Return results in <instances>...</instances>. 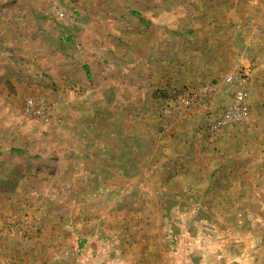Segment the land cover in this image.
I'll list each match as a JSON object with an SVG mask.
<instances>
[{"label":"rangeland","instance_id":"374dc122","mask_svg":"<svg viewBox=\"0 0 264 264\" xmlns=\"http://www.w3.org/2000/svg\"><path fill=\"white\" fill-rule=\"evenodd\" d=\"M27 1L0 0V24L1 6L6 8L8 21L11 4L18 13V24H26ZM54 1L55 10L64 11L67 20L75 16L74 11H65L62 1ZM84 1L94 18L91 6L105 8L120 2L139 11L146 24H241L242 48L251 56H243L248 66L233 74L206 78L194 91L191 86L180 88L176 103L163 106L160 114L168 119L199 102L202 133L214 137L223 130L212 132L211 123L232 100V88L225 84V78L231 76L247 80L249 117L240 124L253 115L264 117V29L255 27L264 24V0ZM102 14L96 17L105 22ZM131 20L137 21L132 16ZM118 22L116 18L113 24ZM218 32L211 25L210 67L215 70L222 63L217 52ZM256 36L261 41L255 43ZM228 43L227 39L225 48ZM17 45L0 40V59L6 58L8 65V58L15 59L12 65L20 70L32 49L34 55V48L25 42ZM113 46L114 79L120 83V38ZM256 48L263 55L255 57ZM225 58L229 67L228 54ZM2 65L0 62V264H264L262 122L240 141L245 166L235 174L217 171L221 166L217 140L193 150L194 171L163 174L160 179L158 173H139L137 165L121 168L119 156L114 157L112 174L79 172L75 171L79 169L74 165L75 151L79 160L80 152L94 149L87 140L82 144L78 140L85 146L74 149V139L87 134L81 133L82 126L74 118L84 115L71 104L61 106L58 89L51 85L41 95L23 87L17 90L8 80L2 83L3 69L8 67L2 69ZM249 89L253 90V103ZM216 94L222 95L223 104L218 111H209ZM114 107L113 144L120 150L125 130L120 101ZM102 114L106 115L105 108ZM105 128L99 126L98 131L105 132ZM129 129L137 133V125ZM185 137L184 133L180 138ZM206 160L210 170L202 166ZM165 175L171 180L163 182Z\"/></svg>","mask_w":264,"mask_h":264},{"label":"crops","instance_id":"0c3cea01","mask_svg":"<svg viewBox=\"0 0 264 264\" xmlns=\"http://www.w3.org/2000/svg\"><path fill=\"white\" fill-rule=\"evenodd\" d=\"M60 1L65 11H74L75 16L68 20L58 19L54 0H28L26 24L19 25L13 4L9 8L8 21L5 20L6 8L1 6L0 40L12 46L25 42L34 48V55L32 49L20 70L12 65L15 59L8 58L9 65L3 57L0 62H3L2 69L8 65L3 69L2 83L8 80L17 90L23 87L29 93L41 92V95L47 94L53 86L52 89H58L61 106L71 104L75 111L84 115L75 116L74 123L81 125V133L88 135L75 138L74 149L84 148L85 144H81L86 140L94 149L87 154L80 152L79 160L75 151L74 165L79 167L75 171L112 174L115 171L114 157L119 156L121 168L137 165L139 173H158L160 179L163 174L194 171L193 150L209 147L213 140L218 141L220 150L221 166L217 171L226 174L241 171L245 165L241 163L240 141L243 136L254 133L252 126L264 124L263 116L252 114L248 122L207 137L209 134L204 136V129L200 126L203 111H200L199 102L192 104L187 112H175L168 119H162L160 114L163 106L176 103L180 88L191 86L194 91L206 78L233 74L248 66L243 56H251L242 48L241 24H146L139 11H132L128 4L120 2L105 8L91 6L94 18L84 0ZM141 7L143 5H140L143 10ZM100 12L105 22L96 17ZM131 16L137 21L131 20ZM116 18L119 22L115 25ZM211 25L221 31L216 37L222 63L216 70L210 67L208 39ZM255 27L264 29V24H255ZM257 37L255 43L261 41ZM119 38L121 81L116 83L113 45ZM227 39L229 48H225ZM227 54L231 61L229 67L224 63ZM260 55L262 52L256 48L255 57ZM252 91L249 89L253 103ZM118 101L125 130L122 131L121 148L115 150L114 123L117 118L113 117L112 110ZM222 104V95L216 94L209 111H218ZM103 108L106 109L105 116ZM102 125L106 126L105 132L98 131ZM130 125H137V133L130 132ZM86 126L90 129L85 130ZM184 133L186 137L180 138ZM177 149L179 152L175 154ZM210 165L208 160L202 161L205 170H210ZM168 175L162 178L163 182L171 180Z\"/></svg>","mask_w":264,"mask_h":264},{"label":"built area","instance_id":"2783aa9c","mask_svg":"<svg viewBox=\"0 0 264 264\" xmlns=\"http://www.w3.org/2000/svg\"><path fill=\"white\" fill-rule=\"evenodd\" d=\"M58 19H66V13L62 10H55ZM246 79H234L231 76L225 78V84L232 88V100L226 106L220 115L211 123L210 130L217 132L244 122L249 117V106L247 102V94L245 91ZM32 106V101L28 102Z\"/></svg>","mask_w":264,"mask_h":264}]
</instances>
